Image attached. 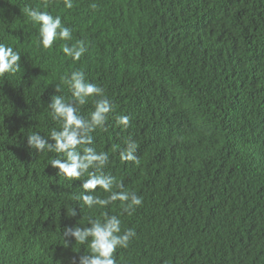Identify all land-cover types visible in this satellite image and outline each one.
Here are the masks:
<instances>
[{
	"label": "trees",
	"instance_id": "trees-1",
	"mask_svg": "<svg viewBox=\"0 0 264 264\" xmlns=\"http://www.w3.org/2000/svg\"><path fill=\"white\" fill-rule=\"evenodd\" d=\"M73 4L0 0V43L21 55L20 71L0 77V264H73L88 249L65 246L64 228L102 212L136 232L117 264H264V0ZM26 8L60 16L73 39L44 49ZM77 40L87 47L74 62L61 48ZM74 70L113 106L92 146L109 156L104 174L142 198L131 215L119 201L84 206L87 176L58 175L49 164L61 154L27 145L60 129L48 104L72 99L62 78ZM129 139L138 164L120 159Z\"/></svg>",
	"mask_w": 264,
	"mask_h": 264
},
{
	"label": "clouds",
	"instance_id": "clouds-1",
	"mask_svg": "<svg viewBox=\"0 0 264 264\" xmlns=\"http://www.w3.org/2000/svg\"><path fill=\"white\" fill-rule=\"evenodd\" d=\"M63 4L67 9L74 6L73 0H63ZM25 12L34 25H39V43L44 49H51L57 40L73 39L71 29L62 24L60 16L35 8H26ZM86 47L84 41L77 40L71 45L63 44L61 50L66 57L76 62L81 59ZM20 58L21 55L13 47L0 43V77L20 71ZM62 79L68 86L72 99L65 100L63 96L54 95L48 104L52 119L60 123V129H52L48 138L33 132L27 135V145L37 153L48 151L61 154L63 158L51 159L49 164L58 170V175L72 181L87 176L80 185L84 191L77 197L84 206L103 209L119 201L123 205V212L131 215L141 206L142 198L135 192L125 190L122 182L116 183L112 176L104 174L103 169L109 162V156L92 146V133L97 129L107 131L106 124L113 112L105 90L89 82L82 70H74ZM59 90L55 88L56 92ZM89 102L93 104V110L85 117L81 115V106ZM130 124L131 118L128 115L115 117V125L122 129H127ZM137 147V143L129 139L126 148L120 152V159L138 164ZM114 187L120 190L115 191ZM98 188L108 194L106 198L95 195ZM67 214L75 217L77 211L70 208ZM88 225H74L63 230L65 246L70 240H74L79 245H86L88 249L73 264H117L114 253L117 249H127L136 236L132 228L122 230V221L118 215H109L107 212H102L100 218L89 219Z\"/></svg>",
	"mask_w": 264,
	"mask_h": 264
}]
</instances>
